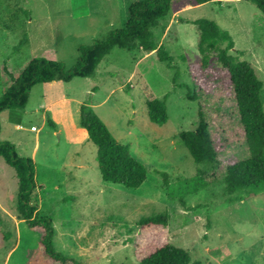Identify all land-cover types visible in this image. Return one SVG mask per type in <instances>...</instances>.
Segmentation results:
<instances>
[{"label":"rangeland","instance_id":"374dc122","mask_svg":"<svg viewBox=\"0 0 264 264\" xmlns=\"http://www.w3.org/2000/svg\"><path fill=\"white\" fill-rule=\"evenodd\" d=\"M135 1L0 0V96L36 57L72 68L81 45L125 26ZM202 18L229 31L235 41L230 54L256 69L264 106V14L248 0H178L153 27L172 64L141 46L115 48L94 76L38 84L25 110L0 114V141L36 164L38 216L53 220L54 247L66 258L79 264H140L172 243L202 264H264V193L237 200L219 183L185 196L186 205L168 194L166 180L178 184L204 167L180 141L181 132L198 126V104L188 93L190 67L200 60L193 22ZM25 36L26 44L16 50ZM167 94L169 121L155 124L147 100ZM83 104L91 105L114 139L146 166L148 178L139 188L103 180L98 148L80 124ZM217 136L220 156L227 159L233 149L225 150L226 133ZM18 193L15 170L0 157V264H61L44 255L42 231L20 217ZM159 213H169L168 227L139 225Z\"/></svg>","mask_w":264,"mask_h":264},{"label":"trees","instance_id":"16d2710c","mask_svg":"<svg viewBox=\"0 0 264 264\" xmlns=\"http://www.w3.org/2000/svg\"><path fill=\"white\" fill-rule=\"evenodd\" d=\"M178 0H137L128 9L125 26L111 31L105 39L79 47L78 62L67 68L64 62L45 57L34 58L14 80L9 89L0 96V114L7 109L25 110L32 89L42 83L70 82L74 78H90L97 73L99 65L115 48L133 51L141 46L145 51H156L161 62L172 64L173 57L164 45H159L153 31L154 25L165 18ZM180 1V0H179ZM205 4L213 0H191ZM264 14V0H248ZM198 35L197 48L200 60L190 67L193 87L188 99L198 104V126L195 130L180 133V141L187 147L195 163L203 165L197 174L178 184H170L168 194L186 205L185 196L219 183L225 184L230 198H244L264 193V106L261 97L263 82L256 69L245 60H239L230 51L235 41L229 31L213 20L202 18L193 22ZM27 37L20 42V50ZM215 62V65H214ZM130 92L129 89L126 90ZM169 94L162 99L147 100L151 122L164 125L169 121ZM49 125L56 129L49 118ZM80 124L89 139L97 146V160L103 180L139 188L148 178L146 166L137 160L130 148L114 139L103 120L93 107L83 104L80 108ZM239 129L238 137L233 135ZM1 132V122H0ZM218 133L223 139L227 159H222L217 141ZM0 157L11 166L19 183L17 211L30 229L42 231L39 244L45 256L61 264H79L66 258L54 247L56 234L51 218L42 216L36 180V164L33 159L18 154L15 145L0 141ZM169 213H159L142 218V227H168ZM140 264H202L193 261L185 249L166 243L140 259Z\"/></svg>","mask_w":264,"mask_h":264},{"label":"built area","instance_id":"2783aa9c","mask_svg":"<svg viewBox=\"0 0 264 264\" xmlns=\"http://www.w3.org/2000/svg\"><path fill=\"white\" fill-rule=\"evenodd\" d=\"M33 129H35L36 130V128L34 127Z\"/></svg>","mask_w":264,"mask_h":264},{"label":"crops","instance_id":"0c3cea01","mask_svg":"<svg viewBox=\"0 0 264 264\" xmlns=\"http://www.w3.org/2000/svg\"><path fill=\"white\" fill-rule=\"evenodd\" d=\"M53 83V82H52Z\"/></svg>","mask_w":264,"mask_h":264}]
</instances>
